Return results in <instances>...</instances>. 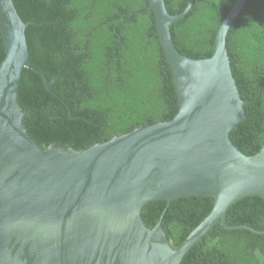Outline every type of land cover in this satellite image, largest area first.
<instances>
[{"label":"water","instance_id":"water-1","mask_svg":"<svg viewBox=\"0 0 264 264\" xmlns=\"http://www.w3.org/2000/svg\"><path fill=\"white\" fill-rule=\"evenodd\" d=\"M249 0H238L221 25L213 56L193 60L176 48L171 30L191 12L171 16L165 0H150L173 73L179 112L171 121L135 129L86 151L41 149L24 127L18 103L25 70L53 83L32 65L28 25L13 0H0L6 56L0 66V264H182L238 202L264 200V145L252 157L230 135L246 120L233 74L228 35ZM132 13L131 17L143 15ZM211 197V214L174 249L161 221L142 220L150 203Z\"/></svg>","mask_w":264,"mask_h":264},{"label":"trees","instance_id":"trees-1","mask_svg":"<svg viewBox=\"0 0 264 264\" xmlns=\"http://www.w3.org/2000/svg\"><path fill=\"white\" fill-rule=\"evenodd\" d=\"M238 0H194L189 15L171 30L178 51L193 60L213 56L217 34ZM28 25L32 65L23 72L18 103L24 127L41 148L57 145L86 151L135 129L171 122L179 112L173 73L161 46L150 0H13ZM171 16L189 0H165ZM143 12L133 16L132 13ZM227 48L246 120L231 133L246 156L264 145V0H249L232 27ZM6 51L0 31V66ZM211 197L157 201L142 211L153 230L161 221L174 249L211 214ZM227 225L264 232V200L249 197L234 205ZM182 264H264V235L227 230L221 223Z\"/></svg>","mask_w":264,"mask_h":264}]
</instances>
